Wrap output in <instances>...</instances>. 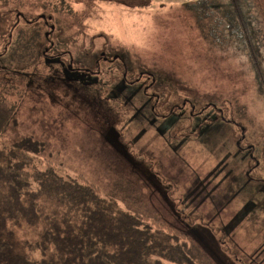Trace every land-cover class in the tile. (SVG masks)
I'll return each mask as SVG.
<instances>
[{
    "label": "rangeland",
    "instance_id": "obj_1",
    "mask_svg": "<svg viewBox=\"0 0 264 264\" xmlns=\"http://www.w3.org/2000/svg\"><path fill=\"white\" fill-rule=\"evenodd\" d=\"M190 1L0 0L3 19L33 20L21 19L12 44L0 20V92L18 119L0 146L44 141L40 156L60 174L184 233L197 264H264V92L230 1L205 15ZM241 5L264 72V0ZM52 25L47 54L71 52L60 58L42 53ZM104 53L122 60L97 69ZM16 231L34 240L40 228Z\"/></svg>",
    "mask_w": 264,
    "mask_h": 264
},
{
    "label": "trees",
    "instance_id": "obj_2",
    "mask_svg": "<svg viewBox=\"0 0 264 264\" xmlns=\"http://www.w3.org/2000/svg\"><path fill=\"white\" fill-rule=\"evenodd\" d=\"M229 1L232 6L230 27L240 34L248 48L264 92V72L241 0ZM217 2L219 0H194L186 4L189 9L205 15ZM3 16L0 12V20L9 25L4 27L8 43L12 44L15 30L21 19L26 18L21 12L16 20L10 17L5 20ZM38 18L50 22L52 15L44 18L39 15ZM26 21L29 24L33 20ZM52 31L43 35L48 42L42 51L44 56L60 58L71 53L64 50L51 56L47 54L56 44L50 40ZM19 33L16 47L24 50L23 41L29 37L27 32ZM34 36L32 33L31 37ZM101 60L103 57L99 56L97 69ZM17 123L14 106L0 92V132L9 124L16 127ZM45 147L44 141L31 135L20 137L11 145L0 146V264L199 262V251L184 233L145 213L121 208L116 192L112 191L106 198L97 184L81 174H60L52 160L40 156ZM22 225L39 227L37 238L21 239L16 230Z\"/></svg>",
    "mask_w": 264,
    "mask_h": 264
},
{
    "label": "flooded vegetation",
    "instance_id": "obj_3",
    "mask_svg": "<svg viewBox=\"0 0 264 264\" xmlns=\"http://www.w3.org/2000/svg\"><path fill=\"white\" fill-rule=\"evenodd\" d=\"M46 23L49 25V20H46ZM48 36H49V35H48ZM53 45H54V43H53ZM62 52H65V51H62ZM100 56L103 57V60L99 61L100 64L102 63V61H107L108 63H109V62L114 63V62H116V60H121V59H122L121 56H118L116 59H114V58H110V57H106V56H105V53H104L103 55H100ZM79 69H83V68L80 67ZM84 70H85V68H84ZM90 70H92V69H90ZM92 71H95V70L93 69ZM141 73H142V72H141ZM138 78H139V77H138ZM152 85H154V84L152 83ZM147 86H148V87H145V92H146V94H148L147 92H148L149 87L151 86V84L149 83ZM148 95H150V94H148ZM152 96L154 97V100H155V102H156V106H155V109H156V108L158 107V105L160 104V102H161V98H162V96H161L160 93H158V92H156V91L153 93ZM174 109H175V108H173V106H172L170 112L174 111ZM156 112H157V110H156ZM193 115H194V114H193ZM245 136H246V135H245ZM245 136H244V134H241L240 139L242 140L243 138H245ZM241 140H240V142H239L240 146H241ZM241 149H244V148L241 147ZM249 150H250V157L255 159V163H254V165L250 167V171L252 172V170H253L254 168H258V167H259V165H260L261 162H260V163H256L258 159H257V157L251 152V151H255V150H256L255 145H251V147H249ZM253 155H254V156H253Z\"/></svg>",
    "mask_w": 264,
    "mask_h": 264
},
{
    "label": "water",
    "instance_id": "obj_4",
    "mask_svg": "<svg viewBox=\"0 0 264 264\" xmlns=\"http://www.w3.org/2000/svg\"><path fill=\"white\" fill-rule=\"evenodd\" d=\"M42 17H43V18L46 17L45 14H42ZM54 27H55V25H52V29H54ZM47 35H48V34H47ZM52 43H54V42H52ZM69 67L72 68V65H69Z\"/></svg>",
    "mask_w": 264,
    "mask_h": 264
}]
</instances>
